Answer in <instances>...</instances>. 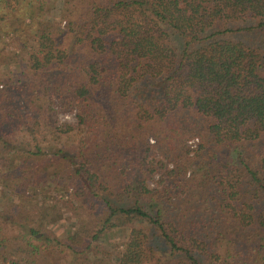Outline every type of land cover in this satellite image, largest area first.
<instances>
[{"label": "trees", "instance_id": "1", "mask_svg": "<svg viewBox=\"0 0 264 264\" xmlns=\"http://www.w3.org/2000/svg\"><path fill=\"white\" fill-rule=\"evenodd\" d=\"M57 1L79 4L64 29L54 2L0 0V43L22 34L0 48L5 189L101 207L95 241L130 224L119 264L154 256L151 229L170 264H264V0ZM14 236L0 264H42L38 230Z\"/></svg>", "mask_w": 264, "mask_h": 264}, {"label": "rangeland", "instance_id": "2", "mask_svg": "<svg viewBox=\"0 0 264 264\" xmlns=\"http://www.w3.org/2000/svg\"><path fill=\"white\" fill-rule=\"evenodd\" d=\"M17 1L16 14L22 13V8L32 9L30 5L27 7L28 2L32 0ZM49 2L54 1L49 0ZM54 4L60 22L59 27L64 29L65 21L73 20L78 14L79 4L76 1L60 2L57 0ZM4 12V9H0V14ZM46 14L47 12H40L36 19L42 20ZM19 36L21 37L22 34L9 35L5 38V42L0 43V48L13 51L19 43L17 40ZM175 38L173 37V40ZM251 40L258 45H263L264 35L253 36ZM59 120L67 123L75 121L73 114L62 113L59 115ZM197 143V139H192L186 145L189 148H194ZM49 167L52 170V166ZM7 179L11 178L3 176L0 171V229L5 232L6 237L11 238L12 243H14L13 237H18L14 236L18 235V231L22 230V234H26L29 229L34 228L41 234L40 239L42 240L31 237V244L39 247L43 252L42 264H119L116 257L124 252V244L132 227L130 224L118 222L120 225L118 226L116 222L112 227L107 228L105 236H101L99 241H95L92 236L100 229L106 216V212L101 207L97 210L81 208L79 201L69 197L63 198L52 187H46L43 190H29L23 195L24 192L18 187L15 188L16 186L13 189H5L3 183ZM244 184L246 183L244 182ZM10 185L12 184L10 183ZM115 201L118 200L115 199ZM123 202L126 204L125 201ZM137 226L139 225L137 224ZM70 237H74V239ZM148 238V245L154 256L144 264H170L168 249L164 247L152 229L148 231ZM82 241L89 243L90 248L87 254L79 255L77 250ZM19 256L21 258L24 254L19 252Z\"/></svg>", "mask_w": 264, "mask_h": 264}]
</instances>
